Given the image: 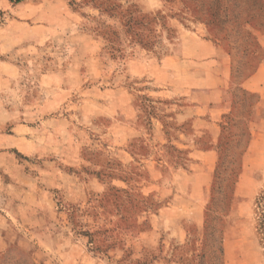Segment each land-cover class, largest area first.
I'll use <instances>...</instances> for the list:
<instances>
[{
  "label": "rangeland",
  "instance_id": "obj_1",
  "mask_svg": "<svg viewBox=\"0 0 264 264\" xmlns=\"http://www.w3.org/2000/svg\"><path fill=\"white\" fill-rule=\"evenodd\" d=\"M263 36L264 0H0V264H264ZM217 104L215 144L177 121Z\"/></svg>",
  "mask_w": 264,
  "mask_h": 264
},
{
  "label": "crops",
  "instance_id": "obj_2",
  "mask_svg": "<svg viewBox=\"0 0 264 264\" xmlns=\"http://www.w3.org/2000/svg\"><path fill=\"white\" fill-rule=\"evenodd\" d=\"M207 45H208L207 47L212 51L211 52L212 56L216 55L217 49L210 44ZM262 47L264 48V36L262 41ZM222 76L224 81L228 80V77L227 75H225V73H223ZM208 77H209L208 73H204V78L206 80ZM202 87L203 89H200L199 93L201 95L207 96L210 94V91L214 87L217 88V84L214 86L212 85L208 86L206 83L202 85ZM242 87L246 89L248 92L260 93L261 94L260 99L264 101V61L257 67L256 71L251 76H249L243 81ZM261 92L263 93V95ZM208 97H210V95ZM211 99L212 98L210 97V99L199 101V104H207L209 107L210 103L217 102V99L214 101H212ZM224 110L225 108L222 106V104L219 105L217 104L214 107L208 108V113H209L208 119L197 116L198 112H195L194 114H196V116L191 115L190 117L189 115L185 114L186 115L185 117L182 116L181 118H177V121L178 123H183L188 120L192 121V127L195 129L196 133L199 134L202 131L205 130L208 131L210 133V137H211L210 139L212 140L211 144L212 143L215 144L219 133L218 122L220 121V115L225 112ZM182 147L188 149V156L192 159V161H190V163L192 164V165L190 164L191 168L192 166H198L199 169L198 173L200 175L205 176L202 184L206 186L208 183L209 175H211V172L213 171L215 159L217 156L215 152V148L210 147V148L202 149L196 147L193 144L183 145ZM8 218L5 215L0 214V254L4 253L6 249L7 250L12 249V247H10L11 244L10 231L12 230L13 218L12 217H8ZM18 248L25 251V247L23 244L18 245ZM26 252L29 254V256L32 254L33 257L35 258L34 261L38 264L41 263L42 258L45 256V254L42 251H40V249H38L37 251H33L35 253H32V251H26Z\"/></svg>",
  "mask_w": 264,
  "mask_h": 264
}]
</instances>
